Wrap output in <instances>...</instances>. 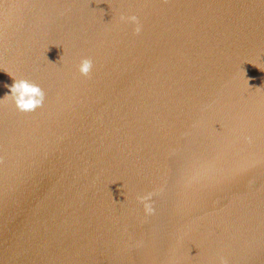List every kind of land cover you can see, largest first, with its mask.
<instances>
[{
  "label": "water",
  "instance_id": "95a60500",
  "mask_svg": "<svg viewBox=\"0 0 264 264\" xmlns=\"http://www.w3.org/2000/svg\"><path fill=\"white\" fill-rule=\"evenodd\" d=\"M162 1L154 37L111 38V65L78 87L106 34L82 27L86 0L46 8L73 37L0 26V65L45 93L19 113L0 71V264H264V0Z\"/></svg>",
  "mask_w": 264,
  "mask_h": 264
},
{
  "label": "bare ground",
  "instance_id": "6f19581e",
  "mask_svg": "<svg viewBox=\"0 0 264 264\" xmlns=\"http://www.w3.org/2000/svg\"><path fill=\"white\" fill-rule=\"evenodd\" d=\"M56 1V0H55ZM87 7L93 9L96 11L97 14L88 13L90 19H84L83 23L81 24L83 28L86 27H93L95 30H97L99 33H106L103 35L98 43L96 49L92 50V55L87 57L91 58L93 61V68H96L98 70L104 71L106 68L102 67L101 65L105 64L110 66L111 61L106 59L105 56H112L110 52V40L113 38L114 40L118 41L117 44H121L122 47H128V46H134L137 41L136 39H139L141 41L149 38H153L154 34L151 32V30L147 29L145 26V23L149 20L156 19L159 17L157 15V12H161V5L165 2L162 0H86ZM25 8L26 11L19 12L15 9H20L21 7ZM52 7L53 3H51V0H34L32 1V6L25 3V0H0V26L5 25V20L8 18V24L9 29L15 30L17 32L23 31V26L26 24L27 19H38L39 21L41 18L45 20L46 22L54 23L56 25L62 24L64 27L58 29L61 34L63 35L64 31L66 29V24L63 22H60L59 19L51 16L49 13L51 12L50 9H46L47 7ZM13 13H15L13 15ZM22 13V15H21ZM123 15L125 17H129L132 15H135L140 23V27H143L148 31V35L145 37L142 33L136 35L134 34V28L136 25L128 23V22H122L120 21V16ZM165 23H169L170 19L166 17L164 19ZM71 31H67V38L73 37L76 32L73 29ZM11 30H6L3 34V36L0 37L3 39V42L6 40H9V33H13ZM8 31V32H7ZM25 32H27V29H24ZM39 30L34 29L33 33H37ZM31 31L28 32V35L30 37H33V34ZM27 34V33H26ZM62 37V36H61ZM18 41H20V36L16 37ZM31 43V42H30ZM32 44V43H31ZM164 45L162 43H158V48H163ZM113 50V49H112ZM76 56V55H75ZM75 56H72L71 54L68 55L67 59L70 60H77L75 59ZM98 56H101V59H98ZM18 56H15L17 58ZM6 58V57H5ZM9 59L15 61L16 59ZM64 59V58H62ZM139 62V61H137ZM142 66H147L148 61L141 59ZM68 64L63 65V69H67ZM13 68V69H12ZM20 68V67H19ZM19 69H16V67L11 66L9 64H2L0 65V71L5 72L8 71L9 74L17 79V76L15 75V72L18 73ZM69 69L68 71H70ZM80 73L79 71H76L74 73V80H72V87H78L80 86L81 81L79 80ZM167 78V76H165ZM103 79H106L104 77ZM5 80V79H4ZM18 80V79H17ZM69 87V86H68ZM70 88V87H69ZM11 109H15L14 103L10 106ZM20 113V111H19ZM5 118V117H3ZM32 125V124H31ZM26 127L25 125L20 126H14L11 127V130L8 131L7 136L9 139H13L15 136L19 135L21 132H25ZM25 136L22 137V141L24 142ZM19 144V142H18Z\"/></svg>",
  "mask_w": 264,
  "mask_h": 264
},
{
  "label": "clouds",
  "instance_id": "9594fccd",
  "mask_svg": "<svg viewBox=\"0 0 264 264\" xmlns=\"http://www.w3.org/2000/svg\"><path fill=\"white\" fill-rule=\"evenodd\" d=\"M120 21L136 25L134 28V34L138 35L140 33V23L135 15L129 17L121 15ZM92 68L93 61L91 58H84L80 61L78 71L81 76L87 78L89 77ZM13 80L14 83L11 86L6 85L11 94L6 95L3 99H10L14 103L16 109L20 112H33L37 108L43 106L45 93L39 85L26 79L17 80L13 78ZM152 195V193H148L147 195L137 197L138 203L143 204L144 212L148 216L155 214V209L152 203ZM220 264H227V261L223 257H220Z\"/></svg>",
  "mask_w": 264,
  "mask_h": 264
}]
</instances>
